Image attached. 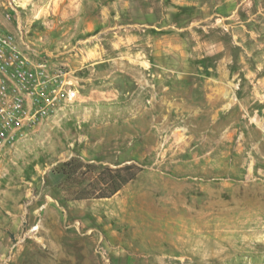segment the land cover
Instances as JSON below:
<instances>
[{
	"label": "rangeland",
	"instance_id": "374dc122",
	"mask_svg": "<svg viewBox=\"0 0 264 264\" xmlns=\"http://www.w3.org/2000/svg\"><path fill=\"white\" fill-rule=\"evenodd\" d=\"M0 15L76 92L0 151V264H264V0H0Z\"/></svg>",
	"mask_w": 264,
	"mask_h": 264
},
{
	"label": "built area",
	"instance_id": "2783aa9c",
	"mask_svg": "<svg viewBox=\"0 0 264 264\" xmlns=\"http://www.w3.org/2000/svg\"><path fill=\"white\" fill-rule=\"evenodd\" d=\"M75 98L64 69L52 70L46 61L35 60L0 25V151Z\"/></svg>",
	"mask_w": 264,
	"mask_h": 264
},
{
	"label": "trees",
	"instance_id": "16d2710c",
	"mask_svg": "<svg viewBox=\"0 0 264 264\" xmlns=\"http://www.w3.org/2000/svg\"><path fill=\"white\" fill-rule=\"evenodd\" d=\"M82 165L77 163V161L74 158H71L69 161L65 162L62 166L63 173L68 177L76 176L79 173V170L82 168ZM135 165H127L125 167H118L116 169H111L109 171L110 176V183H113L112 189L108 193H102L100 197H109L116 193L124 184L129 182L135 175V172L131 171L134 169ZM122 171H129L130 176H122L120 173ZM105 171L99 172L98 176L100 177H106ZM122 176V177H121Z\"/></svg>",
	"mask_w": 264,
	"mask_h": 264
},
{
	"label": "crops",
	"instance_id": "0c3cea01",
	"mask_svg": "<svg viewBox=\"0 0 264 264\" xmlns=\"http://www.w3.org/2000/svg\"><path fill=\"white\" fill-rule=\"evenodd\" d=\"M0 23L3 25V27L2 28H4L5 30H7V31H9V28L11 27V25H10V23L6 20V18H4L2 15H0ZM11 32V31H10ZM42 36H44L45 37V40L46 41H48V42H50V37H49V35L47 34V33H45V34H43ZM20 45H21V47L25 50L26 49V51L28 52V54H30L31 52L32 53H36V52H38V50L36 49V47H34L33 45H31V44H29L28 42H26L25 41V38H24V36H23V33L21 34V36H20ZM66 47V46H65ZM48 48H44V49H42L41 51H39V53H42L43 54V52H45L44 54L45 55H49V56H54L51 52H49L48 50H47ZM62 53H64L63 51L62 52H59L58 54H62ZM31 55V54H30ZM33 56V55H32ZM46 56H44V55H39V59H36L35 57V60H37V61H46L47 63H48V65H49V67L52 69V70H57V69H60L61 67H59V68H54L53 67V65L54 64H52L50 61L51 60H53L52 58H50V60L49 59H46L45 58ZM61 59H67V62H69L68 64H78V62L80 63V65L81 64H83L84 63V60L83 59H80L79 58V56H78V52H76L75 53V55H69V56H65V55H63L62 57H61ZM80 65H78V66H80ZM76 68H78V67H75V69ZM62 69H64V68H62ZM74 69V70H75ZM66 72H67V77H68V70H65ZM72 71L73 70H70V72H69V74L71 73L72 74Z\"/></svg>",
	"mask_w": 264,
	"mask_h": 264
}]
</instances>
